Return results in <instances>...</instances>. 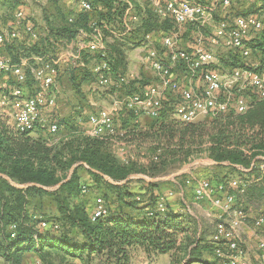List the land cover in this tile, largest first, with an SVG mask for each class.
Here are the masks:
<instances>
[{"label": "trees", "instance_id": "1", "mask_svg": "<svg viewBox=\"0 0 264 264\" xmlns=\"http://www.w3.org/2000/svg\"><path fill=\"white\" fill-rule=\"evenodd\" d=\"M89 1L94 8L91 12L97 16L94 19L98 22L105 20L115 28L113 22L117 21L118 14L123 13L125 6L116 4V0ZM252 4L256 5L251 7L252 13L264 8V0H255ZM251 12H236V15ZM141 17V25L136 30L140 34L172 28L168 21H158L149 10ZM47 23L43 29L47 36L39 45L22 47L24 51L16 46H7L0 53L11 56L15 61L20 55L50 54L45 47L52 46L56 50V46L61 45L64 49L78 35L76 25L79 21L75 17L69 24L56 25L49 20ZM257 36L249 45L253 50L252 56L264 63V30L259 31ZM126 43L127 40L114 41L108 46L105 56L82 51V61L75 60L74 69L68 68L65 72L75 89L79 87L77 92H80L82 82L90 84L91 78H95L92 69L86 65L93 60H106L115 80L124 75L127 69ZM236 54L230 53L220 62L231 69L251 66L249 62L242 61L238 52ZM80 62L84 64L82 69H78L81 68L78 65ZM143 85L144 82L136 80L124 84L121 89H124L126 97L140 91ZM112 88L121 92L119 88ZM164 104L160 115L152 117L148 123V132L140 133L142 138L151 136L161 142V151L164 148L158 156L159 163L151 161L149 166L144 167L129 160L121 161L109 147L106 135H77L78 131L74 130L65 141L49 145L41 138L31 137V131L23 132L10 127L0 116V264H23L27 253L34 254L41 264H76L75 260L80 264H129L135 249H141L148 255L169 254L173 264L179 260H186L187 264L204 262V255L210 252L214 256L215 263L212 264H221L211 237L207 238L198 224L192 223L193 219L188 221L183 215L187 211L169 204L164 211L159 210L160 200L156 196L159 182H149L145 186L149 199L144 205H139L142 201L136 200L135 193L130 189L123 191L128 183L115 182L126 181L133 173L165 175L170 165L188 158L192 145L197 143L201 146L209 142L208 157L218 166L240 171H243L240 168L247 169L249 177L259 179L250 189V196L263 198L264 173L252 163L258 161V155L264 154V99H252L243 113L221 114L215 116L211 123L192 122L185 125L168 121L174 105L166 101ZM127 110L118 118L122 120L123 128L139 115L135 109L127 107ZM58 119L61 130L63 123L60 117ZM117 120L115 117L114 122ZM68 124L76 129V124ZM163 140L166 143L163 144ZM73 166L76 167L69 177H61ZM159 166L163 168L159 169ZM80 168L87 169L91 174L92 185L81 181ZM209 180L214 181L210 175ZM100 187L113 190L114 195H101L107 214L93 220L91 212L94 205L89 206L85 196L87 188L99 190ZM42 195L54 198L59 212L56 217L43 216L34 210L35 197ZM180 203L184 204L183 198ZM42 222H46L47 226L41 227ZM189 224L193 226L189 227Z\"/></svg>", "mask_w": 264, "mask_h": 264}, {"label": "built area", "instance_id": "2", "mask_svg": "<svg viewBox=\"0 0 264 264\" xmlns=\"http://www.w3.org/2000/svg\"><path fill=\"white\" fill-rule=\"evenodd\" d=\"M76 1L84 12L94 9L89 0ZM248 1L255 3V0ZM115 3L125 6L123 13L116 16L119 30L105 20H94L88 24L89 29L78 28V35L88 38L86 42H67L65 51L54 56L20 55L18 61H15L11 56L0 55V112L12 127L23 132L40 127L50 135L56 134L60 127L58 112L55 111V114L53 109L57 106L59 64L71 60L82 61V51L105 56L111 43L126 41L128 34L137 32L141 25V15L146 10L158 21H168L172 25L168 30L156 29L142 34L144 40L139 46V60L154 69L158 80L143 85L140 91L127 95L123 101L116 100L111 109H102L92 114L88 120L90 136L99 137L105 132L114 131L115 113L121 103L139 114L158 117L168 94L172 93L175 96L172 115L181 122L191 123L204 115L245 112L251 102L241 94L246 87L254 92L256 99H264V64L260 60L254 65L227 72L217 68L220 59L215 52L216 47H224L238 52L243 59L251 57L253 50L249 42L253 38V31L257 33L264 30V8L254 13L236 15L235 11H230L234 5L233 0H116ZM8 10V18L2 17L0 13V50L16 46L24 51L23 48L39 45L46 38L47 33L37 27L22 4ZM73 21L74 17L70 16L69 22ZM189 25H195L197 29L193 32V41L184 46V36L191 35V31L185 35V27ZM204 29H212V35L207 36L208 32ZM94 61L91 69L96 81L102 85L121 89L134 79L132 73H125L115 80L106 60ZM28 80H31L30 84ZM196 80H200V87L195 86ZM258 159L261 163L254 160L252 165L264 172V154ZM242 182L230 181L229 185L219 183L216 186L206 178L194 182V198L211 200L224 216H229L225 222L216 224V231L211 236L221 264H250L245 260L248 257L249 242L243 237L245 208L234 207L236 195L230 191V187L237 186L238 192L244 194L246 185ZM95 200L91 212L93 220L107 214L104 199L98 197ZM183 200L190 212L184 196ZM158 207L160 211L165 210L166 205L162 199ZM253 225L263 229L262 212ZM46 226V222L41 223V227ZM256 236V264H264V236L259 233Z\"/></svg>", "mask_w": 264, "mask_h": 264}, {"label": "rangeland", "instance_id": "3", "mask_svg": "<svg viewBox=\"0 0 264 264\" xmlns=\"http://www.w3.org/2000/svg\"><path fill=\"white\" fill-rule=\"evenodd\" d=\"M234 5L230 9V11H235V13H244L247 11L250 7H255V4L248 3V0H233ZM241 2V5H239ZM239 3V4H238ZM19 4H22L24 8L26 9L28 15L32 17L39 29H44L47 26V20L50 22L56 24V25H62V24H69L68 18L70 16H73L79 21L77 23V28H83V29H89V23L92 20H95L96 13L95 12H83L76 0H0V13L2 17L8 18L9 10L10 8H13L14 6H17ZM243 7V9H240ZM246 7V8H245ZM86 14V15H85ZM117 21L113 22V26H115V29H120V27L117 25ZM119 24V23H118ZM197 27L195 25H189L185 27V35L188 31H191V35L186 37L184 36V42L183 45L187 46L190 42L193 41V32L196 31ZM212 29H207L208 35H212ZM139 33V32H138ZM258 33V32H257ZM257 33L255 31L252 32V35L257 37ZM74 40H77V42H86L88 40L85 36H77ZM127 50L129 51V56L127 59L126 56V62L129 63L130 66V73L133 74L132 78H137L138 82L139 80L141 82H144L145 85L149 84L150 82H156L158 80V77L156 76V73L154 69L148 64L144 62H137V56H134L136 52L134 50L136 47H138L139 44L133 43L130 41V38L127 36ZM31 47V46H30ZM45 47V46H43ZM48 48L46 51L54 56V54L60 53L65 51V48L63 49V46L59 45L56 46V50H53L52 46L45 47ZM76 49V46L75 48ZM221 50V48H215V52L218 53ZM136 51V50H135ZM230 51V50H228ZM234 51V50H231ZM230 53V52H225ZM232 54L236 55L235 52H231ZM127 54V53H126ZM140 55V53H138ZM1 55V53H0ZM128 55V54H127ZM252 57V56H251ZM250 58V57H249ZM72 59V58H71ZM246 58L242 59V61H246ZM71 60L70 62H61L59 64V69L61 76V80H59L58 76V83L60 81V88L57 93V106L53 109V111L59 110V113L55 112V114L58 115V118H61V121L63 123V126L61 130H59L56 134L50 135L46 130L37 127L34 130H32L30 133L31 137L33 138H41L45 140L49 145H54L59 143L60 141H65L69 136H71V133L76 130L78 131L77 135H89V132H91V128L88 126V120L89 117L92 114H96L102 109H111L114 103V100H124L123 97H125L124 89L120 90V93H117L114 91L111 86H105L99 83V81H96L95 78H91V82L94 83V87L92 91L94 93H91V88L89 87V84H86L84 82L81 83L80 92H77V89L71 84L69 81V76L66 72V69H74L76 65L73 64ZM32 63H35V61H32ZM221 65H219V69L225 70L227 72H231L233 69L231 67H226L223 65L222 62H220ZM264 64V63H263ZM78 69H82L78 68ZM77 69V70H78ZM143 71V72H142ZM145 71V72H144ZM147 72V73H146ZM184 73V71H183ZM151 75L153 77H151ZM133 79V80H134ZM154 80V81H152ZM97 83H96V82ZM31 80H28V83L30 84ZM186 82V80L184 81ZM126 88V86H125ZM56 91V90H55ZM119 91V90H117ZM129 93V92H128ZM241 94L248 97L250 100L257 98L251 90L246 87L241 91ZM112 95V96H109ZM166 102L169 103V105H173L172 103L175 102V96L172 93H169L166 99ZM168 105V106H169ZM165 106V104H164ZM59 107V109H57ZM119 110L115 113L116 120L121 117V113L125 115V113L128 112L126 105L123 103L119 104ZM70 112V113H69ZM0 112L1 118L10 126L12 127V124L8 122V120L2 116ZM5 116V115H4ZM215 116L211 115H204L201 116L199 119L194 121L193 123H211V121L214 120ZM154 118V117H153ZM150 116H147L145 114H139L137 118L131 122L128 123L126 127L123 128L121 125L122 120H117L118 122L114 125V131L113 132H105L104 135L108 136V143L111 150L116 154V156L121 161H131L137 165H141V167L149 166L151 164V161L160 162V159H158L159 154L163 153V150L161 151L159 148V143L157 139L154 137H147L142 138V134L148 132L149 129V122L153 119ZM59 120V119H58ZM168 121H172L173 123H180L182 125L188 124L179 121L176 119L172 112L169 115ZM69 122H72L76 125V129L72 128V124H68ZM118 123V124H117ZM171 123V122H170ZM192 123V122H191ZM103 135V136H104ZM176 142L179 141L178 138L175 140ZM174 141V142H175ZM163 144L166 143L165 140L162 141ZM208 143H204L203 145L195 144L192 145L191 152L189 153L188 158L182 159L180 162L170 165L168 169V173L165 175H155L152 176L150 174L146 175L144 173H133L129 177V184L125 185L126 187L123 188V191H125L127 188L130 189L133 193L140 192L142 188H144L143 185L145 181L148 182H155L160 183V189L161 187L163 189H168L174 192V195L176 196L175 200L178 201L181 200L184 196L186 203L189 206L190 212L187 210L185 204H181L180 200L179 202H176V207L182 209L183 211H187L185 214H183L186 218H188V221L192 220L198 224L201 231L206 234L207 238H210L213 233L216 231V224L220 222H225L228 219V215L224 216L221 211L215 207L212 204V201L209 199H202L197 200L193 197L192 190L194 186V182L196 180L200 179H208L209 175L213 177L214 181L212 180V185L216 186L218 185V182H223L227 178L224 183L226 185H229L230 181H244L246 185V191L244 194H240L238 191L237 186L230 187V191L235 193L236 198V204L234 207H243L245 208L246 213V220L244 221L245 230L246 228H250V230L253 231V237L251 238L255 239L253 244V250L256 254V258L254 259V264H256L257 259V240L258 237L256 236L257 233L262 234L264 236V226L263 229L255 228L253 225L254 220L259 216V214L262 212L264 214V196L263 198H259L258 196L252 197L250 196V189L257 184L259 179H254L248 176V170L243 168V171L240 170H234L231 168H225L224 166H218L214 161H212L208 156ZM161 146V145H160ZM174 149V147H173ZM260 155L257 156V159ZM258 164L261 163V160L258 159ZM76 166L71 167L66 174H61V177H69L73 169ZM162 166H159V169H162ZM239 168V167H238ZM61 173V171H59ZM79 174L81 177V181H83L87 185H92L90 182V176L91 174L88 172L87 169L80 168ZM264 173V172H262ZM264 175V174H263ZM162 179V180H161ZM195 179V180H194ZM110 180V179H109ZM218 182H217V181ZM113 181V180H112ZM144 181V182H143ZM118 184H126L128 182L126 181H120L115 182ZM55 188H49V190H52ZM93 188H87L86 192V201L89 206L95 205V199L98 197H101V195H108L109 197L111 195H114V191L111 189H107L105 187H100L99 190L93 189ZM156 190V192L161 194V190ZM185 194H184V192ZM144 194V193H142ZM138 195V194H136ZM149 194H147L148 196ZM161 201V200H160ZM90 203V204H89ZM34 210L41 213L43 216L47 217H56L58 212V207L56 202L54 201V198L50 195H42L37 196L34 199L33 202ZM94 208V207H93ZM222 214V215H221ZM233 215L234 213H230ZM193 217V218H192ZM189 227H192L193 224H189ZM190 231V230H189ZM188 231V233L191 235V233ZM246 237L248 239V236L245 234V231L243 230V237ZM191 237H193L191 235ZM244 240H246L244 238ZM249 243V242H248ZM249 245V244H248ZM244 246V245H243ZM29 255V256H28ZM28 256V257H27ZM27 258L31 257V260L29 261L30 264L35 263V261H39L37 263H40V259L37 258L34 254H27ZM153 255H150L149 257H152ZM157 256V255H155ZM25 257V258H26ZM132 257V254H131ZM180 258L183 257V255H179ZM33 259V260H32ZM204 262H194L190 264H212L215 263L213 261L214 256L211 255L210 252L206 253L204 255ZM24 261V260H23ZM153 264H168L167 261L163 262L161 260H152ZM156 261V262H155ZM131 262V261H130ZM141 262V261H140ZM24 264V263H23ZM130 264V263H129ZM142 264V262H141ZM171 264H173L171 262ZM174 264H187L186 260L184 262L175 261Z\"/></svg>", "mask_w": 264, "mask_h": 264}, {"label": "crops", "instance_id": "4", "mask_svg": "<svg viewBox=\"0 0 264 264\" xmlns=\"http://www.w3.org/2000/svg\"><path fill=\"white\" fill-rule=\"evenodd\" d=\"M239 4V3H238ZM239 5H241V2H240V4ZM246 8V7H245ZM240 9H243V7H241ZM251 9V7L249 6V9L247 10L248 12H251L252 10H250ZM205 30V29H204ZM205 32H207V29H206V31ZM259 33V32H258ZM258 33H257V35H258ZM128 37H130V40H131V42H133V43H138L139 45H138V47H136V51L134 50V52H136L135 54H134V56H137V62H140V60H139V54L138 53H140L141 52V49H139L140 47V42H141V44L143 43V40H144V38H143V36H142V34H140V33H138V32H136V33H130V34H128ZM258 37V36H257ZM127 38V37H126ZM255 38V36H253V38L252 39H254ZM223 49H221L217 54H218V57H219V59L221 60V59H226V58H228L229 57V54L231 53V52H233V51H228L227 49H224V47H222ZM129 51L130 50H127L126 51V53L128 54H126L127 55V59H128V56H129ZM225 52H230V53H225ZM236 53V52H235ZM247 62H249V65H254V64H256V62L257 61H259V59L255 56H252V57H250V58H246L245 59ZM95 61L93 60L91 63H87L86 65H88V67H89V69L90 68H92L93 66H94V63ZM85 63V62H84ZM89 64H90V66H89ZM246 64H248V63H246ZM79 65V67L81 66V67H83V65L84 64H82V63H79L78 64ZM221 65V64H220ZM130 66H129V63H127V69H126V73H128V74H130ZM59 72H60V69H59ZM143 72V71H142ZM145 72V71H144ZM62 72H60V74H61ZM147 73V72H146ZM60 74H59V80H61V76H60ZM151 77H153L152 75H151ZM137 80V78H135L133 81H136ZM132 81V79H131V83L133 82ZM152 81H154V80H152ZM59 83H60V81H59ZM58 83V86H57V88H58V91H59V88H60V84ZM202 84H201V82H200V80L198 81V80H196L195 81V86L196 87H200ZM129 86V85H128ZM89 87L91 88V90H90V92L92 91V89H93V87H94V83L92 82V83H90L89 84ZM91 93H94L93 91L91 92ZM117 93H118V91H117ZM109 96H112V95H109ZM113 100H114V102L116 101L114 98H113ZM57 109H59V107H57ZM57 112L59 113V110H57ZM70 113V112H69ZM89 126V125H88ZM105 136V135H104ZM128 180H129V178H128ZM128 180H126V182L128 181ZM162 180V179H161ZM90 182H91V184H93V179H92V177L90 176ZM129 182H130V180H129ZM129 182H128V184H129ZM144 182V181H143ZM149 182L148 181H145L144 182V184L145 185H143L144 186V188H142V190L140 191V192H137V193H135V195L136 194H138V195H136L135 196V199L136 200H138V201H142V202H140L139 203V205H144V204H146V203H148V196H147V194H145L146 193V189H145V186H147V184H148ZM195 185V184H194ZM193 190H194V188H193ZM161 191H162V193L160 194V195H158V193L156 194V196L158 195L159 196V200H163L164 201V203H165V205H167V204H169V205H171L173 208H176V202H179V200L178 201H176L175 200V198H176V196L174 195V192L173 191H171V190H168V189H163L162 187H161ZM193 192V191H192ZM142 193H144V194H142ZM160 202V201H159ZM245 234L248 236V241H249V245L247 246V249H248V257H246V262H248V263H250V264H254V259L256 258V254L254 253V250H253V244H254V240L255 239H253V238H251V236L253 235V231L252 230H250V228L248 227V228H246V230H245ZM253 237V236H252ZM27 254H30V253H27ZM27 254L25 255V257L27 256ZM29 256V255H28ZM27 256V257H28ZM150 255H148V254H146L144 251H142L141 249H135V250H133L132 251V257H131V262H130V264H141V262H142V264H153V261L152 260H161V261H163V262H165V261H167L168 262V264H171V257H170V255L169 254H163V255H157V256H155V255H153L152 257H149ZM24 257V261H23V263L24 264H30V260H31V257H29V258H25ZM33 260V259H32ZM141 261V262H140ZM37 262H39L38 260L37 261H35V263H33V264H36ZM76 264L78 263V264H80L79 263V261L78 260H75L74 261ZM156 262V261H155Z\"/></svg>", "mask_w": 264, "mask_h": 264}]
</instances>
